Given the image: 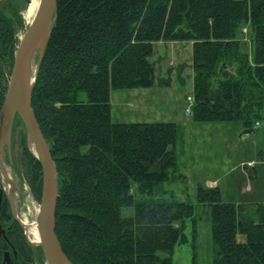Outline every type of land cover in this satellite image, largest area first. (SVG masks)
I'll return each instance as SVG.
<instances>
[{"label":"trees","instance_id":"trees-1","mask_svg":"<svg viewBox=\"0 0 264 264\" xmlns=\"http://www.w3.org/2000/svg\"><path fill=\"white\" fill-rule=\"evenodd\" d=\"M19 5L0 0V131L27 4ZM172 41L193 45L192 122L236 121L252 131L264 119V0H57L32 102L58 168L56 234L73 264H174L184 243L200 264L201 211L211 223L213 264H264L263 201H224L219 186L202 183L196 203L155 199L183 176L181 124L112 119V90L154 86L153 49ZM29 154L41 195L42 165ZM0 229L15 264H45L8 197Z\"/></svg>","mask_w":264,"mask_h":264},{"label":"rangeland","instance_id":"rangeland-1","mask_svg":"<svg viewBox=\"0 0 264 264\" xmlns=\"http://www.w3.org/2000/svg\"><path fill=\"white\" fill-rule=\"evenodd\" d=\"M30 1L20 0L19 6L23 8L26 3L28 7ZM26 7L21 11L24 24L17 31V47L29 27L25 17ZM41 52V49L36 50L32 57L34 73L39 64ZM151 60L155 65L156 84L154 87L150 86L153 87L151 89H141V91L136 90L147 87L114 89L113 119L116 121L175 119L181 124L180 137L175 150L179 173L183 176L164 183L162 189L158 190L153 197L166 201L196 203L199 183L208 186L210 180H215L224 201L236 203L264 201V119L260 120L262 126L252 131H245L244 127L236 121L192 122L193 111L187 113L185 111L189 103L187 96L194 95L192 42H159L153 49ZM12 68L7 75L9 80ZM161 80L170 81V84L167 86L166 83L158 84ZM151 94L153 96L150 98L151 103L143 101ZM156 99L162 104L155 105ZM33 145L19 117L14 123L10 153L5 145L1 155L8 177L0 169L2 189L6 196L9 192H13L17 215L22 221L26 218L30 222L38 217V207L40 206L41 209L42 197V194L38 195L35 192L32 180L33 161L30 159L29 152L36 155ZM250 161L254 162L255 166H247ZM30 226L32 227V224L25 223L23 226L27 240L39 246L28 236L27 229ZM199 234L197 247L199 262L213 264L211 223L204 211H201ZM192 256L191 243L180 244L174 255V264H192ZM44 258L47 264L46 257Z\"/></svg>","mask_w":264,"mask_h":264},{"label":"water","instance_id":"water-1","mask_svg":"<svg viewBox=\"0 0 264 264\" xmlns=\"http://www.w3.org/2000/svg\"><path fill=\"white\" fill-rule=\"evenodd\" d=\"M57 0H41V7L35 19L21 38L2 106V126L0 131V169L8 177L1 160L5 145L9 153L11 149L12 134L16 117L19 116L27 130L28 138L33 141L35 154L43 169V188L41 197L40 224L42 232V247L47 264H73L65 253L56 234V208L59 195L58 168L39 121L37 119L33 102L32 91L36 75L44 54L45 46L49 40L53 24L56 19ZM41 45V56L35 74L32 76L28 66L32 57ZM4 189L0 193V203L3 199ZM10 205L17 221L24 226V222L15 211V198L9 192ZM5 264H15L10 251L3 256Z\"/></svg>","mask_w":264,"mask_h":264},{"label":"bare ground","instance_id":"bare-ground-1","mask_svg":"<svg viewBox=\"0 0 264 264\" xmlns=\"http://www.w3.org/2000/svg\"><path fill=\"white\" fill-rule=\"evenodd\" d=\"M41 7V0H31L28 7H26V11H25V17H26V22L28 21L29 24L35 19V17L37 16L38 12H39V9ZM28 24V25H29ZM38 49H42V46L41 45H38L37 46V50ZM35 55V53H34ZM33 55V57H34ZM33 58L28 66L29 70L31 71V74L32 76L35 74L34 73V68H33ZM33 150L34 152H36L35 150V147L33 145ZM11 185V184H10ZM30 196V195H29ZM29 199V198H28ZM21 201V200H20ZM35 203V202H34ZM34 205V204H33ZM40 207V206H39ZM38 207V217L37 219H35L34 221L30 222L29 220H26V218L23 220V222L26 224V225H31L32 224V227L30 226L27 231H28V236L30 238V240L32 242H34L35 244H39L42 242V232H41V224H40V212H41V209ZM28 208V207H27ZM34 208V207H33ZM30 210V208L28 209ZM36 211V210H35ZM30 213V212H29ZM33 213V212H32ZM35 215V214H34ZM33 215V216H34Z\"/></svg>","mask_w":264,"mask_h":264},{"label":"crops","instance_id":"crops-1","mask_svg":"<svg viewBox=\"0 0 264 264\" xmlns=\"http://www.w3.org/2000/svg\"><path fill=\"white\" fill-rule=\"evenodd\" d=\"M169 82H170V81H169ZM169 82L167 81V83H166L165 85H166V86L169 85V84H170ZM153 87H154V86H153ZM153 87L137 88L136 91H141V89H151V88H153ZM124 96L126 97V95H124ZM124 96H122V98H123ZM148 97H149V98H148ZM148 97L146 98V100L144 99L143 101H145V102H147V103H151L150 98L153 97L152 94L149 95ZM111 103H112V119H113V111H114L113 90H112V93H111ZM152 104H153V102H152ZM154 104H155V105H159V104H162V102H161L160 100L156 99ZM113 120H114V119H113ZM114 121H116V120H114ZM143 121H145V120H143ZM161 121H162V120H161ZM164 121H165V120H164ZM167 121H175V122H178V121L175 120V119H173V120H167ZM116 122H135V121L117 120ZM176 148H177V145H176ZM176 148H175V149H176ZM250 162L252 163V161H250ZM247 166H255V163L253 162L251 165L248 164ZM208 184H209L208 186H219V185H217V182H216L215 180H214V181L210 180ZM255 202H258V201H255ZM259 202H261V201H259ZM263 202H264V201H263ZM245 203H254V202H245Z\"/></svg>","mask_w":264,"mask_h":264},{"label":"flooded vegetation","instance_id":"flooded-vegetation-1","mask_svg":"<svg viewBox=\"0 0 264 264\" xmlns=\"http://www.w3.org/2000/svg\"><path fill=\"white\" fill-rule=\"evenodd\" d=\"M2 187H3V185L0 184V193H1ZM5 197H8V198H9V194L6 196L5 191H4V192H3V199H2V201H1V203H0V209L2 208V204H3L4 200H5ZM9 200H10V199H9ZM10 206H11V205H10ZM11 210H12V208H11ZM12 214H13V211H12ZM13 216H14V215H13ZM14 217H15V216H14ZM15 219H16V218H15ZM16 220H17V219H16ZM4 240H6V241L9 242V238H8V236H7V231H6L5 229H2V230L0 229V264H5V263L3 262V256H4L5 251H8V250L10 251L12 259H13V253H14V255H16L15 252H13V253L11 252L9 246H8L7 249L4 248V246H3Z\"/></svg>","mask_w":264,"mask_h":264},{"label":"built area","instance_id":"built-area-1","mask_svg":"<svg viewBox=\"0 0 264 264\" xmlns=\"http://www.w3.org/2000/svg\"><path fill=\"white\" fill-rule=\"evenodd\" d=\"M187 100L189 101V103H188V105H187V107L185 109L186 113L192 111V108H193V105H194V102H195L194 95L193 96L192 95H188L187 96ZM261 126H262L261 121L257 120V121H255V123L253 125V130L257 129V128L261 127ZM251 164L252 163L250 162L249 165H251Z\"/></svg>","mask_w":264,"mask_h":264}]
</instances>
